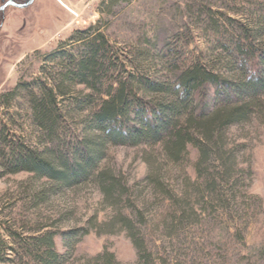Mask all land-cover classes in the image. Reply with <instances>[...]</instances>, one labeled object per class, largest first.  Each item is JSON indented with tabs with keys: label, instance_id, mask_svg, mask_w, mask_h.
<instances>
[{
	"label": "rangeland",
	"instance_id": "rangeland-1",
	"mask_svg": "<svg viewBox=\"0 0 264 264\" xmlns=\"http://www.w3.org/2000/svg\"><path fill=\"white\" fill-rule=\"evenodd\" d=\"M60 1L36 0L26 10H7L0 28V93L36 78L51 86L50 77L58 71L53 66L63 59L45 57L62 47L78 58L83 43L73 35L79 31H90L88 38L102 34L108 57L120 69L140 68L145 77L162 82L171 81L173 68L190 64L230 75L226 64L243 36L240 26L251 31L242 41L251 44L244 49L248 56L264 53V0ZM43 64L51 76L41 72ZM125 72L106 73L107 81L97 86L100 93ZM100 93L76 84L58 100L67 106L68 99L90 94L87 106L94 108ZM24 98L17 97L2 119L11 139L38 151L51 147L65 157L71 148L81 150L77 144L87 109L69 113V106L62 107L57 140L49 141L33 125ZM224 143L233 149L234 172L227 183L216 178L219 200L214 202L189 189L205 181L194 172L197 151L190 145L173 163L159 145L107 144L98 166L119 186L109 195L96 180L57 189L25 171L8 173L0 158V259L8 260L0 264H38L41 253L30 247L23 251L21 243L55 231H75L70 248L55 238L56 250L66 257L62 264H103L97 257L104 252L113 255L111 264H264V109H253L247 121L227 127ZM119 214L129 218L142 243L140 256L123 226L114 222Z\"/></svg>",
	"mask_w": 264,
	"mask_h": 264
},
{
	"label": "trees",
	"instance_id": "trees-1",
	"mask_svg": "<svg viewBox=\"0 0 264 264\" xmlns=\"http://www.w3.org/2000/svg\"><path fill=\"white\" fill-rule=\"evenodd\" d=\"M239 29L243 36L235 42V53L229 58L230 64H226L230 75L208 69L203 64H190L178 70L173 68L175 71L172 70L173 76L168 82L145 77L140 68L131 73L125 72V68L120 69L121 65L113 64L102 34L88 38L90 31L74 33L73 37L83 43L82 52L77 53L78 58L61 47L44 60L63 59L62 63L54 64L58 71L53 73V77L46 71V64L40 68L41 72L51 76V86L36 78L31 82H18L0 93V158L5 159L2 166H10L4 170L8 173L28 172L35 179L54 183L57 189L96 180L101 190L109 195L119 186L98 166L107 144L128 147L159 145L164 157L173 163L184 157L190 145L197 151L194 172L205 181L200 182L203 183L201 186L189 189L202 200H219L216 178L229 182L235 165L233 149L224 143V131L231 125L247 121L253 109L260 112L264 109V53L258 57L254 54L248 56L244 49L251 44H243L242 41L249 40L251 31L243 26ZM141 57L145 59L146 54H141ZM66 60L69 63L63 64ZM111 70H124L125 75L108 83L107 90L100 93L101 88L97 86L103 85L102 79L107 81L105 75ZM76 84L101 95L100 103L94 108L87 106L93 100L90 94L83 99L67 100V106L71 108L69 113L86 109L88 112L84 136L77 144L81 150L75 152L71 148L70 156L65 157L50 151L51 147L38 151L10 138L2 119L14 100L26 95L24 100L30 104L29 116L33 125L49 141L57 140L54 131L61 128V108L67 107L62 106L59 96L67 94ZM33 88L38 90L37 94ZM174 207L192 211L187 204H175ZM114 222L123 226L140 256L143 245L132 233L129 218L119 214ZM74 232H44L32 237L31 244L21 243V249L28 252L30 247L39 251L38 264H62L66 257L56 250L55 238L59 237L63 247L70 248L72 244L69 241L75 238ZM149 256L146 252L144 257ZM97 259L103 260V264H111L113 255L104 252ZM7 261L6 258L0 259L2 263Z\"/></svg>",
	"mask_w": 264,
	"mask_h": 264
},
{
	"label": "flooded vegetation",
	"instance_id": "flooded-vegetation-1",
	"mask_svg": "<svg viewBox=\"0 0 264 264\" xmlns=\"http://www.w3.org/2000/svg\"><path fill=\"white\" fill-rule=\"evenodd\" d=\"M30 0H0V28L3 24V21L6 19V16H7V10L9 9H13V10H26L28 8H30L34 2L36 0H32L31 2H29ZM29 2V3H28ZM27 6L25 7H18L20 5H24V4H27ZM21 19H24V20H28V15H23V16H20ZM1 30V29H0Z\"/></svg>",
	"mask_w": 264,
	"mask_h": 264
},
{
	"label": "water",
	"instance_id": "water-1",
	"mask_svg": "<svg viewBox=\"0 0 264 264\" xmlns=\"http://www.w3.org/2000/svg\"><path fill=\"white\" fill-rule=\"evenodd\" d=\"M31 1H32V0H30L29 2H31ZM29 2H28V3H29ZM28 3H27V4H24V5H20V6H18V7H22V8H23V7L27 6Z\"/></svg>",
	"mask_w": 264,
	"mask_h": 264
},
{
	"label": "bare ground",
	"instance_id": "bare-ground-1",
	"mask_svg": "<svg viewBox=\"0 0 264 264\" xmlns=\"http://www.w3.org/2000/svg\"><path fill=\"white\" fill-rule=\"evenodd\" d=\"M60 1V0H59ZM61 2V1H60Z\"/></svg>",
	"mask_w": 264,
	"mask_h": 264
}]
</instances>
